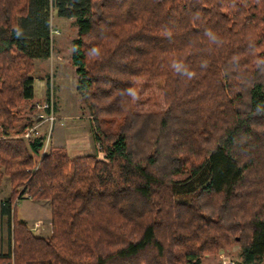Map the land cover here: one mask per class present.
<instances>
[{"label":"trees","instance_id":"obj_1","mask_svg":"<svg viewBox=\"0 0 264 264\" xmlns=\"http://www.w3.org/2000/svg\"><path fill=\"white\" fill-rule=\"evenodd\" d=\"M51 8L75 20L103 160L13 132ZM0 122L3 213L19 194L52 211L50 238L12 223L1 264H200L234 244L264 262V0H0Z\"/></svg>","mask_w":264,"mask_h":264},{"label":"rangeland","instance_id":"obj_2","mask_svg":"<svg viewBox=\"0 0 264 264\" xmlns=\"http://www.w3.org/2000/svg\"><path fill=\"white\" fill-rule=\"evenodd\" d=\"M50 16L51 32L53 30V33H51V52L53 51L55 61L58 53H60L61 59L60 67L57 70V79L53 72L49 73V68L44 69V65L48 64L45 59L36 60L32 77L34 78V89L38 100L36 102L22 101L13 111L17 118L13 125L16 138H22L26 143H29L34 138L45 137L46 141L41 157L47 154L51 146L68 150L69 136L89 133V128L93 125V115L83 95L78 90L76 70L71 64L74 41L78 34L75 20L59 17L57 10L54 8L50 9ZM47 74L48 77L45 80ZM51 76H53V82H55L56 120L53 126L48 123L38 126L40 121L36 104L46 102L50 90ZM156 90L157 88H152L149 92H155L156 94ZM43 97L42 101L41 98ZM145 109L148 111L150 107H145ZM2 125L3 123L0 122V127ZM21 128L25 129L24 132L17 133ZM57 138L59 142L64 138L65 146H53ZM92 154H96L99 160H103L105 157L104 153L98 154L96 146H93ZM10 196V179L4 177L3 183L0 185V258L8 254L11 246H13L11 234L14 221L20 222L23 220L36 236L43 238L52 236V211L49 201L30 200L19 194L14 202L12 216H7L3 213L1 204L3 200ZM38 220H42V223L40 224L41 227L36 229L35 224ZM241 252L240 245L234 244L228 249L220 250L218 254L201 257L200 264H224L225 260H232L236 264H241Z\"/></svg>","mask_w":264,"mask_h":264},{"label":"crops","instance_id":"obj_3","mask_svg":"<svg viewBox=\"0 0 264 264\" xmlns=\"http://www.w3.org/2000/svg\"><path fill=\"white\" fill-rule=\"evenodd\" d=\"M74 21V19H69ZM75 22V21H74ZM55 32V31H54ZM53 33V30L52 32ZM48 62V64L45 66L44 65V69H48L49 68V73L51 74V72L54 73L55 78L57 79V70L60 67V53L57 54V58L56 61L54 60V55H53V51L51 52V58L46 60ZM48 74L45 75V80H47ZM53 79V76H51ZM54 81V79H53ZM55 83V82H54ZM44 97L41 98V100L43 101ZM37 96H36V91H35V97L33 100H30L32 102H36ZM92 127L89 128V133H84V134H78V135H72L69 136V140H68V153L72 158L75 157H81V156H85V155H90L93 152V146L94 142H93V138L91 135V131ZM65 139L63 138L60 142L58 141V138L55 140V144L53 146H58V147H62L65 146ZM10 189H11V183H10ZM25 197H27L28 199H30L27 195H25ZM31 200V199H30ZM3 211V210H2ZM23 221V220H22ZM42 223V220H38L35 224L36 229L40 228V224ZM1 264V263H0Z\"/></svg>","mask_w":264,"mask_h":264},{"label":"built area","instance_id":"obj_4","mask_svg":"<svg viewBox=\"0 0 264 264\" xmlns=\"http://www.w3.org/2000/svg\"><path fill=\"white\" fill-rule=\"evenodd\" d=\"M36 110L39 111V124L42 126L45 123L54 125L56 120V100L54 96V82L53 79L50 80V90L48 92V98L44 104H36ZM31 133V131H30ZM224 264H236L232 260H225Z\"/></svg>","mask_w":264,"mask_h":264}]
</instances>
